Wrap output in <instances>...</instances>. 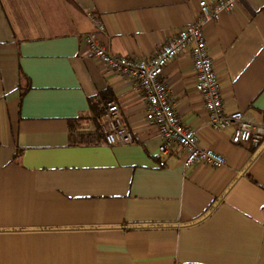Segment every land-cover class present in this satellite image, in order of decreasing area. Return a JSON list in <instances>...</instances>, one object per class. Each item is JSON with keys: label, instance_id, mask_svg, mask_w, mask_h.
I'll return each instance as SVG.
<instances>
[{"label": "crops", "instance_id": "0c3cea01", "mask_svg": "<svg viewBox=\"0 0 264 264\" xmlns=\"http://www.w3.org/2000/svg\"><path fill=\"white\" fill-rule=\"evenodd\" d=\"M198 1L215 0H0V264H264V145L209 125L182 55L162 72L172 106L225 165L160 156L140 89L82 43L91 15L111 53L150 56ZM203 34L225 111L264 124V0ZM107 102L133 144L77 139Z\"/></svg>", "mask_w": 264, "mask_h": 264}, {"label": "built area", "instance_id": "2783aa9c", "mask_svg": "<svg viewBox=\"0 0 264 264\" xmlns=\"http://www.w3.org/2000/svg\"><path fill=\"white\" fill-rule=\"evenodd\" d=\"M236 0H215L211 5L198 1L193 23L168 37L154 54L147 57L119 56L100 43L97 33L103 30L99 19L89 15L96 28L95 33L83 37L82 43L91 57L106 70L133 81L144 99L145 119L158 132V154L164 156L173 151L184 154L185 168L200 163L213 169L225 165L222 155L199 145L195 130L185 127L176 114L166 83L162 80L164 67L175 58L188 55L192 62L195 90L202 99L209 125L217 131L231 130L233 145L247 144L257 150L264 145V124H255L240 111L224 109L218 77L204 39L205 23L216 20L223 12L235 9ZM95 124L89 123L78 132L81 142H100L108 146L131 145L133 137L124 127L115 103L107 102Z\"/></svg>", "mask_w": 264, "mask_h": 264}, {"label": "trees", "instance_id": "16d2710c", "mask_svg": "<svg viewBox=\"0 0 264 264\" xmlns=\"http://www.w3.org/2000/svg\"><path fill=\"white\" fill-rule=\"evenodd\" d=\"M100 113H101V111H99V112H94V114H93V117L90 119L92 122H95V118L96 117H98L99 115H100Z\"/></svg>", "mask_w": 264, "mask_h": 264}]
</instances>
